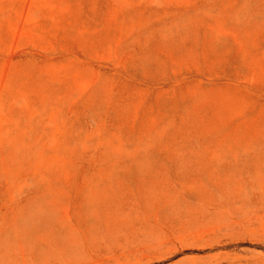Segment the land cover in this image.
Instances as JSON below:
<instances>
[{
  "label": "rangeland",
  "instance_id": "rangeland-1",
  "mask_svg": "<svg viewBox=\"0 0 264 264\" xmlns=\"http://www.w3.org/2000/svg\"><path fill=\"white\" fill-rule=\"evenodd\" d=\"M0 264H264V0H0Z\"/></svg>",
  "mask_w": 264,
  "mask_h": 264
}]
</instances>
